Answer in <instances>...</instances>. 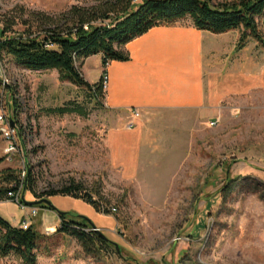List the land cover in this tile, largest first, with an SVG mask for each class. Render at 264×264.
Segmentation results:
<instances>
[{
	"label": "rangeland",
	"instance_id": "374dc122",
	"mask_svg": "<svg viewBox=\"0 0 264 264\" xmlns=\"http://www.w3.org/2000/svg\"><path fill=\"white\" fill-rule=\"evenodd\" d=\"M97 1L0 0V39L6 21L16 19L13 31L23 33L31 13L62 17ZM98 59L86 61L87 81L99 79ZM0 68L8 80L4 87L0 79V115L14 119L17 145L8 154L0 132V169L24 173L30 166L40 192L75 180L116 209L104 216L81 200L48 199L68 222L90 220L120 249L88 254L74 236H47L40 206L0 202L3 219L19 227L26 221L40 234L41 264H264V89L254 77L249 89L226 97L215 111L144 117L133 155L114 154L109 136L136 133L127 126L138 122L139 112L120 122L105 99L59 82L55 71L30 72L7 57ZM65 107L72 112H51ZM0 264L18 263L0 258Z\"/></svg>",
	"mask_w": 264,
	"mask_h": 264
},
{
	"label": "trees",
	"instance_id": "16d2710c",
	"mask_svg": "<svg viewBox=\"0 0 264 264\" xmlns=\"http://www.w3.org/2000/svg\"><path fill=\"white\" fill-rule=\"evenodd\" d=\"M263 19L264 0H98L89 8L73 6L62 17L31 13L30 19L24 21L27 29L23 33L13 31L16 19L6 21L1 32L0 60L7 57L30 72L55 71L59 82L83 89L89 98L99 102L106 96L103 79L110 64L129 62L127 45L152 29L192 26L214 35L238 31L236 51H241L250 40L264 47L260 24ZM95 56L102 58L103 72L99 82L91 85L82 70L86 61ZM51 112L64 115L72 111L65 107ZM3 161L0 159V165ZM37 180L30 166L24 178L17 169H0V202L14 203L15 197L10 194L17 195L22 187L20 204L24 206L28 205L23 197L29 193L35 201L55 196L81 200L104 216L113 209L103 203L100 191H89L75 180L41 192ZM40 207L54 212L44 204ZM66 216L67 213L59 216L58 233L74 236L84 252L92 254L94 248L109 254L114 250L105 236L87 233L94 229L90 220L78 216L82 222H68ZM40 238L33 226L27 230L14 227L0 215V258H14L18 264H38Z\"/></svg>",
	"mask_w": 264,
	"mask_h": 264
},
{
	"label": "crops",
	"instance_id": "0c3cea01",
	"mask_svg": "<svg viewBox=\"0 0 264 264\" xmlns=\"http://www.w3.org/2000/svg\"><path fill=\"white\" fill-rule=\"evenodd\" d=\"M260 24L264 29V19ZM239 36L238 31L214 35L192 26L161 27L128 44L130 61L114 62L108 67L103 105L120 122L131 118L133 112L142 117L136 123V133L110 134L114 154L138 153L144 117L215 111L226 97L249 89L251 77L264 89V47L250 40L243 50L236 52ZM95 57L99 58L100 77L88 81L91 85L99 82L103 72L102 58ZM40 211L41 230L60 227L57 213Z\"/></svg>",
	"mask_w": 264,
	"mask_h": 264
},
{
	"label": "built area",
	"instance_id": "2783aa9c",
	"mask_svg": "<svg viewBox=\"0 0 264 264\" xmlns=\"http://www.w3.org/2000/svg\"><path fill=\"white\" fill-rule=\"evenodd\" d=\"M108 70V69H107ZM0 79H2V85H4V87H6L8 80L6 78V75L4 73V71L0 68ZM108 73L104 76L103 79V85H104V90H107V86H108ZM134 118H139V113L138 112H134ZM11 121H13V119H8L6 118L5 115H0V132L5 140V142L7 143V149L6 152L8 154H12L15 153L17 150V145H16V128H12L11 126ZM137 126L136 121L133 120L128 126V130H132L135 129ZM25 176V172L23 173V178ZM21 191H22V187L20 188V192L17 195H13L10 194V197H15L14 203L17 204L18 206L22 207V209H25L26 207L24 205L20 204V196H21ZM115 212L116 209L113 208L111 209L110 212ZM37 215V210H32L31 216H36ZM30 227V225L27 224V222H23V226L22 228L27 230ZM93 232H96V230H92ZM56 232H58L57 229L54 228H48L45 229V233L47 236H51L53 234H55Z\"/></svg>",
	"mask_w": 264,
	"mask_h": 264
},
{
	"label": "water",
	"instance_id": "95a60500",
	"mask_svg": "<svg viewBox=\"0 0 264 264\" xmlns=\"http://www.w3.org/2000/svg\"><path fill=\"white\" fill-rule=\"evenodd\" d=\"M11 126H12V128H16V126L14 125V122H13V121H11ZM23 201H24L29 207L41 206L42 204H44V205H46V206H48V207H50V208H53L54 212L57 213L58 216L64 215V213L57 211L56 208L51 204V202H50L48 199H44V200H41V201H35V202H27V201L25 200V198L23 197ZM93 226H94V230H96V232H98V233H100L101 235H103L101 231L97 230V228H96L95 225H93ZM103 236H104V235H103ZM111 243H112V242H111ZM112 245H113V246H116V250H117V252L119 253V252H120L119 247H118L117 245H115L114 243H112Z\"/></svg>",
	"mask_w": 264,
	"mask_h": 264
}]
</instances>
